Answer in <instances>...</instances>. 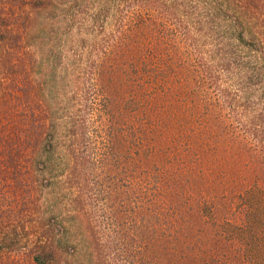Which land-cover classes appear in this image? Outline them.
<instances>
[{"label":"trees","instance_id":"16d2710c","mask_svg":"<svg viewBox=\"0 0 264 264\" xmlns=\"http://www.w3.org/2000/svg\"><path fill=\"white\" fill-rule=\"evenodd\" d=\"M66 2L31 0L30 5L56 13ZM244 6L240 13L248 12L250 6ZM156 8L149 5L147 10L157 14ZM164 18L159 14L141 19L133 32L154 35L153 28ZM0 24L9 23L2 19ZM181 44L177 50H184ZM140 46L114 47L92 70L106 116V147L98 158L101 181L107 182L100 197L105 216L116 235H137L138 264H264L263 115L237 114L235 97L226 88L220 87L217 97L203 93L215 90L207 62L189 64L178 57L155 67V53L150 51L162 46L147 41ZM142 49H149L147 58L138 57ZM236 118L244 124L235 125ZM84 122L73 120L66 174L72 206L79 211L95 200V187L88 188L84 175L93 169L91 155L81 148ZM31 126L34 129L21 136L23 149L9 143L8 155L0 157V264L68 262L71 247L53 235L52 219L33 218L34 210L25 202L11 220V211L3 205L8 178L29 188L38 183L29 179L31 175L24 176L26 181L19 177L20 152L25 154L22 166L27 174L47 166L40 150L50 148L45 140L54 124L44 118ZM6 168L12 169L10 177L3 173ZM145 235H152L148 244L141 241ZM98 254L99 264H110L102 250Z\"/></svg>","mask_w":264,"mask_h":264},{"label":"rangeland","instance_id":"374dc122","mask_svg":"<svg viewBox=\"0 0 264 264\" xmlns=\"http://www.w3.org/2000/svg\"><path fill=\"white\" fill-rule=\"evenodd\" d=\"M30 1L0 0V21L9 23L0 24V157L8 155L9 143L14 148L22 145L21 136L34 129L32 123L40 125L46 118L54 126L45 140L50 148L39 149L48 159L44 169L37 167L27 174L22 166L25 154H18L19 177L26 181L24 176L31 175L29 179H37V184L29 188L25 182L12 183V169H3L10 177L3 205L11 211V220L25 202L34 210L33 218L52 219L53 235L71 247L68 262L61 264H99L101 250L110 264H138L137 235H116L102 210L105 201L100 197L107 182L101 181L98 158L106 147V116L93 67L114 47L156 42L162 49L150 51L155 53L151 61L155 67L178 57L189 64L207 62L215 90L203 93L217 97L220 87L226 88L235 97L237 114L264 118V0H67L56 13L32 8ZM245 4L250 6L248 12L240 13ZM149 5H157V14L147 10ZM159 14L166 18L153 28L154 35L133 32L137 21ZM180 43L184 50H177ZM137 55L147 58L149 49ZM75 118L80 124L86 121L81 148L91 155L93 169L84 175L88 188L95 187V200L82 211L72 206L73 192L66 179ZM261 123L264 126V119ZM243 124L235 119L238 127ZM44 179L47 185L40 184ZM151 236L140 239L148 244ZM149 246H144L146 254Z\"/></svg>","mask_w":264,"mask_h":264}]
</instances>
